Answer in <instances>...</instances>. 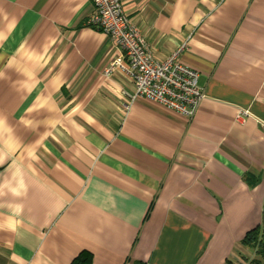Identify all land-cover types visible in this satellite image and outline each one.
<instances>
[{"label": "crops", "instance_id": "crops-1", "mask_svg": "<svg viewBox=\"0 0 264 264\" xmlns=\"http://www.w3.org/2000/svg\"><path fill=\"white\" fill-rule=\"evenodd\" d=\"M122 1L155 59L184 45L205 97L191 119L130 100L93 0H0V264H246L264 225V0Z\"/></svg>", "mask_w": 264, "mask_h": 264}, {"label": "built area", "instance_id": "built-area-1", "mask_svg": "<svg viewBox=\"0 0 264 264\" xmlns=\"http://www.w3.org/2000/svg\"><path fill=\"white\" fill-rule=\"evenodd\" d=\"M93 4L89 23L105 33L115 48L106 75L116 70L126 72L135 85L130 100H154L191 119L205 97V87L199 82V72L182 62L184 45L159 61L124 12L122 0H93Z\"/></svg>", "mask_w": 264, "mask_h": 264}, {"label": "trees", "instance_id": "trees-1", "mask_svg": "<svg viewBox=\"0 0 264 264\" xmlns=\"http://www.w3.org/2000/svg\"><path fill=\"white\" fill-rule=\"evenodd\" d=\"M242 243L255 250L256 257L247 259L246 264H264V225H258L249 230ZM92 253L83 251L78 254L72 264H92Z\"/></svg>", "mask_w": 264, "mask_h": 264}, {"label": "rangeland", "instance_id": "rangeland-1", "mask_svg": "<svg viewBox=\"0 0 264 264\" xmlns=\"http://www.w3.org/2000/svg\"><path fill=\"white\" fill-rule=\"evenodd\" d=\"M255 254V253H254ZM254 254L252 255V257L254 256ZM255 257H256V254H255ZM244 258V257H243ZM248 259H250V258H248ZM245 260H247V259H245Z\"/></svg>", "mask_w": 264, "mask_h": 264}]
</instances>
